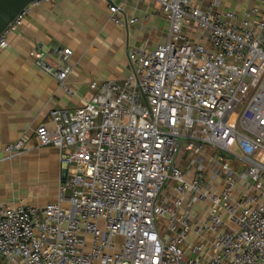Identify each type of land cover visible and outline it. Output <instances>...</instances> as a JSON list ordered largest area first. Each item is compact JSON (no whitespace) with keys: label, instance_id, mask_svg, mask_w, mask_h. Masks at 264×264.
I'll use <instances>...</instances> for the list:
<instances>
[{"label":"built area","instance_id":"1","mask_svg":"<svg viewBox=\"0 0 264 264\" xmlns=\"http://www.w3.org/2000/svg\"><path fill=\"white\" fill-rule=\"evenodd\" d=\"M36 0L0 34V52ZM168 40L131 47L122 81L92 83L74 110L34 131L59 151L56 203L0 205L6 264H264V0L238 12L224 0H157ZM111 20L129 27L121 4ZM53 67L61 84L70 49ZM32 137L5 147L21 155ZM215 149L226 156H215Z\"/></svg>","mask_w":264,"mask_h":264},{"label":"crops","instance_id":"2","mask_svg":"<svg viewBox=\"0 0 264 264\" xmlns=\"http://www.w3.org/2000/svg\"><path fill=\"white\" fill-rule=\"evenodd\" d=\"M208 1L195 0L199 6ZM111 4L123 5L127 17L138 22L129 27L115 24ZM168 31L157 0H53L28 9L22 26L10 34L9 47L0 52V205L56 203L62 169L59 151L38 147L34 131L41 124L53 126V110L83 106L93 94L92 83L126 79L128 49H154L168 40ZM39 45L53 67L61 65L53 50L70 49L65 61L70 71L63 84L35 63L31 53ZM23 134L32 137L28 149L8 157L6 145Z\"/></svg>","mask_w":264,"mask_h":264},{"label":"water","instance_id":"3","mask_svg":"<svg viewBox=\"0 0 264 264\" xmlns=\"http://www.w3.org/2000/svg\"><path fill=\"white\" fill-rule=\"evenodd\" d=\"M34 1L36 0H0V34Z\"/></svg>","mask_w":264,"mask_h":264},{"label":"rangeland","instance_id":"4","mask_svg":"<svg viewBox=\"0 0 264 264\" xmlns=\"http://www.w3.org/2000/svg\"><path fill=\"white\" fill-rule=\"evenodd\" d=\"M226 2V8L230 9L233 8L235 10H239V9H245L248 6H250L251 4V0H225ZM212 151V154H215V156H226V158L228 157L226 154L221 153L220 151H216L215 149H209ZM228 159H230L228 157ZM231 160V159H230ZM233 162V160H231Z\"/></svg>","mask_w":264,"mask_h":264}]
</instances>
